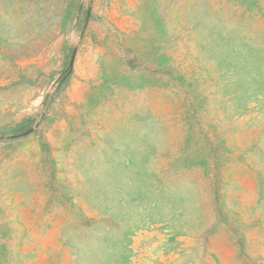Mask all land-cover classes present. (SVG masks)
<instances>
[{
  "label": "rangeland",
  "instance_id": "1",
  "mask_svg": "<svg viewBox=\"0 0 264 264\" xmlns=\"http://www.w3.org/2000/svg\"><path fill=\"white\" fill-rule=\"evenodd\" d=\"M0 264H264V0H0Z\"/></svg>",
  "mask_w": 264,
  "mask_h": 264
}]
</instances>
